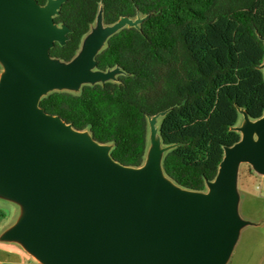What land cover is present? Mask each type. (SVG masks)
I'll return each mask as SVG.
<instances>
[{
	"label": "water",
	"instance_id": "water-1",
	"mask_svg": "<svg viewBox=\"0 0 264 264\" xmlns=\"http://www.w3.org/2000/svg\"><path fill=\"white\" fill-rule=\"evenodd\" d=\"M65 0H0V191L26 216L10 239L24 241L42 264H226L244 224L237 212L241 164L264 173V117L241 129L225 151L208 195L162 178L156 119L148 161L138 170L114 163L108 149L38 107L51 91L108 82L93 71L103 44L126 27L122 19L86 41L71 63L51 59L69 33L54 23ZM255 135L257 140H255Z\"/></svg>",
	"mask_w": 264,
	"mask_h": 264
},
{
	"label": "trees",
	"instance_id": "trees-1",
	"mask_svg": "<svg viewBox=\"0 0 264 264\" xmlns=\"http://www.w3.org/2000/svg\"><path fill=\"white\" fill-rule=\"evenodd\" d=\"M98 18L104 27L141 19L94 58L93 68L117 70L118 82L86 84L79 95L48 92L39 109L109 147L111 160L130 170L145 166L150 121L160 118L161 173L203 194L225 151L241 142L240 115L264 117V0H65L54 23L69 33L51 59L71 63Z\"/></svg>",
	"mask_w": 264,
	"mask_h": 264
},
{
	"label": "rangeland",
	"instance_id": "rangeland-1",
	"mask_svg": "<svg viewBox=\"0 0 264 264\" xmlns=\"http://www.w3.org/2000/svg\"><path fill=\"white\" fill-rule=\"evenodd\" d=\"M99 19L101 18H98V20ZM98 20L92 26L90 33L83 40L80 52L77 55V57L81 55V52L85 46L87 39L94 32L98 31ZM140 21L141 19H137L134 20L133 22H135L138 25ZM104 45L105 44H103L101 49L104 48ZM93 71H95L94 68ZM262 72L264 75V64L262 67ZM4 74H5V69L0 64V76H3ZM119 76L120 73L117 72L113 74V77L109 81L113 83H117ZM97 83H101V81H97ZM84 85L86 84L80 85L77 89H69V90L63 89L59 91L68 92L73 95H79ZM54 91H58V90H54ZM160 122H161L160 118L156 119L157 131L159 129ZM246 127L247 125L245 119L241 114L239 118V125L237 127V132L240 133L242 138H243V133L241 132V129H244ZM82 134L89 137L88 133H82ZM254 138L255 140H257L256 135ZM157 141L160 143V150L162 151L167 150L162 147L158 134H157ZM106 148L108 149V151H110L109 147ZM149 150H151V145ZM165 153L166 151L162 153L159 160L162 159ZM162 178L165 181L169 182L163 174H162ZM258 186L262 187V192L264 193V173L257 172L248 164L239 165L236 176L237 212L240 220L244 224L240 228L235 246L226 264H264V197L260 195V193L257 191L256 188ZM0 193L2 192L0 191ZM209 193H210V189L209 187H207L203 195H208ZM2 195L4 194L2 193ZM3 197L4 198L0 196V200L2 201L9 200L12 202L11 197L9 196H3ZM0 207L3 210H8L7 209L8 207L5 204L0 205ZM23 209L25 214L26 208ZM39 263L42 264V262L40 261Z\"/></svg>",
	"mask_w": 264,
	"mask_h": 264
},
{
	"label": "crops",
	"instance_id": "crops-1",
	"mask_svg": "<svg viewBox=\"0 0 264 264\" xmlns=\"http://www.w3.org/2000/svg\"><path fill=\"white\" fill-rule=\"evenodd\" d=\"M0 64L3 66L1 61ZM1 78L2 76L0 80ZM0 196L4 198L6 195L0 193ZM11 200L12 202L0 200V205L5 204L8 207V210L0 207V211L4 213V216L0 217V264H40L24 241L9 238L26 216L23 209L25 207L20 202Z\"/></svg>",
	"mask_w": 264,
	"mask_h": 264
},
{
	"label": "built area",
	"instance_id": "built-area-1",
	"mask_svg": "<svg viewBox=\"0 0 264 264\" xmlns=\"http://www.w3.org/2000/svg\"><path fill=\"white\" fill-rule=\"evenodd\" d=\"M256 189L260 193V195H262L264 197V193L262 192V187L258 186Z\"/></svg>",
	"mask_w": 264,
	"mask_h": 264
}]
</instances>
